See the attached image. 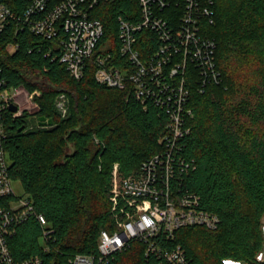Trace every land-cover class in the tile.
<instances>
[{
  "label": "trees",
  "instance_id": "1",
  "mask_svg": "<svg viewBox=\"0 0 264 264\" xmlns=\"http://www.w3.org/2000/svg\"><path fill=\"white\" fill-rule=\"evenodd\" d=\"M22 18L27 0H1ZM213 24L205 32L216 41L219 84L191 88L194 117L183 152L190 164L184 189L197 194L203 209L219 216L216 230L186 227L174 243L188 264H264V0H215ZM136 20V0L101 3L94 17L104 36L98 52L117 55V17ZM13 46L15 49L10 50ZM56 39L31 32L11 21L0 33V68L9 87L39 90L37 116L51 126L29 129L26 115L8 118L6 150L10 176L20 181L35 211L53 229L49 250L39 237L35 217L16 228L9 240L16 260L38 257L41 264H70L76 254L97 256L102 230L113 232L110 185L114 165L119 175L135 173L162 150L168 117L159 107H144L130 89L95 80L89 63L82 79L60 63ZM195 74V72H194ZM66 99V115L56 101ZM110 264H150L141 243L132 242Z\"/></svg>",
  "mask_w": 264,
  "mask_h": 264
},
{
  "label": "built area",
  "instance_id": "2",
  "mask_svg": "<svg viewBox=\"0 0 264 264\" xmlns=\"http://www.w3.org/2000/svg\"><path fill=\"white\" fill-rule=\"evenodd\" d=\"M27 1L23 17L16 18L0 0V33L11 21H22L34 34L56 39L61 47L59 61L74 79H82L87 65L93 63L97 83L129 88L144 107L153 104L168 117V131L159 141L163 147L160 152L127 177H121L118 165H114L110 211L115 230L101 231L97 256L76 254L69 263L110 264L130 243L138 242L150 264H188L186 250L174 243L175 233L186 227L213 231L220 224L219 216L203 209L200 197L184 189L182 182L191 168L183 152L194 117L190 87L203 91L208 84L221 82L217 44L205 32L206 25L214 22L215 0H136V20L117 17V55L97 53L104 26L94 14L99 4L118 0ZM22 88L9 87L0 68V264H41L38 257L16 260L9 246L16 228L28 218L35 217L41 226L39 240L45 250L50 249L53 234L47 220L36 213L31 196L15 193L10 176L6 121L22 116L19 107L17 112L9 110L10 104H15L12 98ZM56 106L66 115L63 95Z\"/></svg>",
  "mask_w": 264,
  "mask_h": 264
},
{
  "label": "rangeland",
  "instance_id": "3",
  "mask_svg": "<svg viewBox=\"0 0 264 264\" xmlns=\"http://www.w3.org/2000/svg\"><path fill=\"white\" fill-rule=\"evenodd\" d=\"M23 90L20 91L18 94H16L12 100L16 104V106L19 107V109L22 111V115H26V122L29 125V129L35 128L34 125L38 124V105L35 101L36 97H39L41 95V92L39 90H36L35 92L37 94H34V96H29L27 94V90L23 87ZM13 189L15 193L19 196L26 194L25 189L20 181H15L13 183ZM262 227H263V233H264V216L262 218ZM260 261H264V249L262 253H260L257 257ZM232 261V260H231ZM229 264V263H226Z\"/></svg>",
  "mask_w": 264,
  "mask_h": 264
},
{
  "label": "water",
  "instance_id": "4",
  "mask_svg": "<svg viewBox=\"0 0 264 264\" xmlns=\"http://www.w3.org/2000/svg\"><path fill=\"white\" fill-rule=\"evenodd\" d=\"M9 110L11 112H17L18 111V106H16L15 104H10L9 106ZM53 124V121L50 119H47L45 117H38V125L39 126H51Z\"/></svg>",
  "mask_w": 264,
  "mask_h": 264
}]
</instances>
